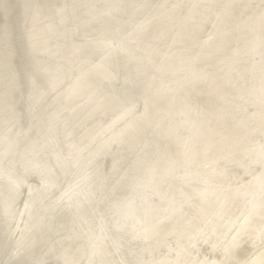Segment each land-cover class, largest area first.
<instances>
[{
    "label": "bare ground",
    "instance_id": "obj_1",
    "mask_svg": "<svg viewBox=\"0 0 264 264\" xmlns=\"http://www.w3.org/2000/svg\"><path fill=\"white\" fill-rule=\"evenodd\" d=\"M0 264H264V0H0Z\"/></svg>",
    "mask_w": 264,
    "mask_h": 264
}]
</instances>
